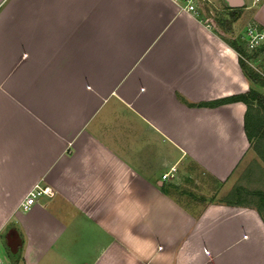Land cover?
Wrapping results in <instances>:
<instances>
[{
  "label": "crops",
  "instance_id": "1",
  "mask_svg": "<svg viewBox=\"0 0 264 264\" xmlns=\"http://www.w3.org/2000/svg\"><path fill=\"white\" fill-rule=\"evenodd\" d=\"M242 55L176 0H0L6 264H264L263 212L220 197L247 104L184 101L248 92Z\"/></svg>",
  "mask_w": 264,
  "mask_h": 264
},
{
  "label": "rangeland",
  "instance_id": "2",
  "mask_svg": "<svg viewBox=\"0 0 264 264\" xmlns=\"http://www.w3.org/2000/svg\"><path fill=\"white\" fill-rule=\"evenodd\" d=\"M247 4L232 10L227 8L223 0H199L198 7L206 19L211 20L217 30L227 40L237 45L243 54L253 62L251 65L246 59H241L244 72L252 81L253 87L264 94V51L251 52L246 49L245 30L252 13L246 9ZM237 18L231 23L230 28H225V20L233 12ZM253 23V21H251ZM250 22V23H251ZM248 124L254 136L250 138L251 146L247 160L237 170L235 180L227 192H222L221 198H232L237 201L253 203L264 214V107L252 99L247 105ZM207 182V181H204ZM223 185V184H222ZM214 191V190H213ZM217 191V190H216ZM225 193V194H224Z\"/></svg>",
  "mask_w": 264,
  "mask_h": 264
},
{
  "label": "built area",
  "instance_id": "3",
  "mask_svg": "<svg viewBox=\"0 0 264 264\" xmlns=\"http://www.w3.org/2000/svg\"><path fill=\"white\" fill-rule=\"evenodd\" d=\"M183 3V8L189 11H196L199 0H176ZM245 43L246 49L254 51H264V25H260L256 22H249L245 30ZM251 65L255 66L251 60L242 55ZM167 173H165L166 175ZM50 186H41L36 183L26 194L20 203V207L23 210H28L32 205L38 202V199L43 194H49L51 192ZM1 239V237H0ZM9 256L8 248L0 240V264H6Z\"/></svg>",
  "mask_w": 264,
  "mask_h": 264
},
{
  "label": "trees",
  "instance_id": "4",
  "mask_svg": "<svg viewBox=\"0 0 264 264\" xmlns=\"http://www.w3.org/2000/svg\"><path fill=\"white\" fill-rule=\"evenodd\" d=\"M230 9V8H229ZM232 10H236V8H233ZM237 18V12L234 11L233 12V15H231V17L229 19H226L225 20V28H230L231 27V23ZM236 47L238 48V50L240 52H242V50H240V48L236 45ZM241 65H242V68L244 70V65L242 63V60H241ZM250 99H252L253 101L259 103V104H263V107H264V94L260 93L259 91H257L254 87H251L248 92H245V93H238V94H235V95H232L230 96L229 98H221V99H217V100H214V101H203V102H198V103H194V102H188L187 100H184L185 102H187L188 104L190 105H206V106H213V105H217V104H221V103H225V102H228V101H233V100H242L244 101L247 105L250 103ZM248 112H246V115H245V129H246V133H247V136L249 137V139L254 136V133L250 131V126L248 124ZM240 201V200H239ZM256 207L261 210L257 205ZM262 212V210H261ZM8 252H11L10 249H8Z\"/></svg>",
  "mask_w": 264,
  "mask_h": 264
},
{
  "label": "water",
  "instance_id": "5",
  "mask_svg": "<svg viewBox=\"0 0 264 264\" xmlns=\"http://www.w3.org/2000/svg\"><path fill=\"white\" fill-rule=\"evenodd\" d=\"M228 8H239L244 5V0H223Z\"/></svg>",
  "mask_w": 264,
  "mask_h": 264
}]
</instances>
